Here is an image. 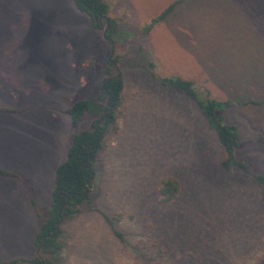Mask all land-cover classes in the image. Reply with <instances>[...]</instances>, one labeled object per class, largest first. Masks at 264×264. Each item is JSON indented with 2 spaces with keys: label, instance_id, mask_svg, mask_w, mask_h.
<instances>
[{
  "label": "rangeland",
  "instance_id": "374dc122",
  "mask_svg": "<svg viewBox=\"0 0 264 264\" xmlns=\"http://www.w3.org/2000/svg\"><path fill=\"white\" fill-rule=\"evenodd\" d=\"M102 1L112 42L102 36L106 23L92 29L71 0H0V64L25 54L20 82L0 70V168L20 176L0 177L1 193L18 194L40 227L55 169L72 136L92 122L87 116L72 129L62 110L98 98L99 82L118 74L117 132L106 134L96 155L89 201L60 225L68 249L54 264H264V186L234 166L224 170L225 153L195 102L159 82L178 76L202 97L230 102L226 123L230 113L240 126L264 123V0H182L147 32L179 0ZM239 133L235 157L264 177V143L246 140V127ZM164 179L179 183L166 205L158 192ZM0 212V261L35 256L24 212L12 218L8 205ZM100 213L120 217L124 243L104 236Z\"/></svg>",
  "mask_w": 264,
  "mask_h": 264
},
{
  "label": "trees",
  "instance_id": "16d2710c",
  "mask_svg": "<svg viewBox=\"0 0 264 264\" xmlns=\"http://www.w3.org/2000/svg\"><path fill=\"white\" fill-rule=\"evenodd\" d=\"M181 1L169 5L144 28V31H149L155 23L164 20L171 13L174 6ZM71 2L79 13L89 19L92 29L99 28L102 21L108 24L104 39L112 42L115 28L113 21L108 18L109 8L106 3L102 0H71ZM104 17L106 19L100 21ZM26 31L27 24L24 28L17 27L15 29L16 35L10 42L11 44L8 45L9 49L14 50L15 46L20 44L21 36L25 37ZM8 59V65L0 64V70L7 74L9 79L20 82L21 77L16 69L22 60H25V54H9ZM107 62L110 67H115L117 60H108ZM148 66L152 67L151 63ZM117 75H107L103 79L104 83H102L103 80L99 82L100 94L98 98L77 100L69 108L62 110V113L70 118L72 129H77L87 116L92 119V122L89 130L80 131L72 136L65 160L55 169L54 189L50 197V207L47 211V217L41 223L34 240L36 252L41 247L39 254L42 260L35 257L31 260V264H54L56 262L57 257L65 247L60 225L65 219L73 218L79 214L82 205L90 199L95 183L94 164L96 155L102 150V142L106 134L117 132L116 121L124 89L123 80L120 76L116 77ZM159 82L195 102L209 130L215 132L217 140L225 153V159L221 162V167L224 170H229L231 166H234L251 176L260 186H264V177L256 173L248 163L235 157L240 145L239 135L236 127L228 125L222 114L224 108L231 105L230 102L216 100L211 97L209 92H206L205 97H202L191 81L178 76L161 78ZM101 87H103L102 90ZM2 111L10 112L8 109H2ZM0 177L20 181L19 175L2 168H0ZM158 192L160 204H169L179 192V183L173 179H164L160 182ZM101 215L113 236L124 243V235L116 228L120 222V217H109L103 213ZM17 263L18 261L14 260L0 264Z\"/></svg>",
  "mask_w": 264,
  "mask_h": 264
},
{
  "label": "crops",
  "instance_id": "0c3cea01",
  "mask_svg": "<svg viewBox=\"0 0 264 264\" xmlns=\"http://www.w3.org/2000/svg\"><path fill=\"white\" fill-rule=\"evenodd\" d=\"M230 43H233V40L228 42V43H226V44L229 46ZM187 81H189V80H187ZM217 83L227 84L228 82L226 81V79H223L222 81L217 82ZM226 93L229 96H231V97L233 96V93H230V92H226ZM232 105H230V106H232ZM245 107H248V106H245ZM241 112H243V113L246 112L245 113V115H246L248 111L246 109H243V110H241ZM231 118H233V115L230 113L229 116H228V123L229 124L228 123L227 124L230 125V126L237 127L238 135L241 134V133H239V131L241 132V130L244 129V127H246L247 130H248V134L244 135V138L246 140H251V141H254L255 143L256 142L257 143H264V123L263 122L260 123V126H240L241 124H240V120L239 119H237L239 121H235L234 122V121H231ZM245 121H246V117H245ZM1 178H3V177H1ZM6 179H8V178H6ZM11 180H13V179H11ZM0 185H1V183H0ZM1 192H2V190H1V186H0V209H1L2 206L8 205L12 210H14V212L16 211V213L13 215L12 218H14L17 214L23 215V212H24V216H26V219L28 220V221H26V220L25 221L32 225L30 230L34 232V235H36L37 232H38V229H39V225L37 224L38 220L36 218V215H34L31 207L29 206L30 209H31V212H30V210L25 208V206L23 205L24 203L22 201H20L22 199L20 198V196L18 194H16V193L12 194V192H9L8 194L7 193H3L2 194ZM81 211L82 210H80V213H81ZM93 211H96V210H93ZM79 214H77V215H79ZM101 214L102 213H100V215ZM0 215H1V212H0ZM75 217H73V218H75ZM101 217H102V215H101ZM5 218H8V215H5ZM102 219H103L104 224L106 226L105 227L106 229L102 226V229L104 230V236L106 238H108L111 241V243H112V239H115V241H116V238L111 233V231H110V229H109L108 225L106 224V222H105L103 217H102ZM16 220H18V219H16ZM16 220H14V221H16ZM34 238H35V236H34ZM34 248H35V246H34ZM66 249H68V244L65 241V248L63 250V254H65ZM34 251H35V256H36V249H34ZM35 256L33 254V250H31L30 253L27 256H25L27 259H24L25 261L18 262L17 264H31L30 262H31V260H33L35 258ZM2 262L3 261H0V263H2Z\"/></svg>",
  "mask_w": 264,
  "mask_h": 264
},
{
  "label": "water",
  "instance_id": "95a60500",
  "mask_svg": "<svg viewBox=\"0 0 264 264\" xmlns=\"http://www.w3.org/2000/svg\"><path fill=\"white\" fill-rule=\"evenodd\" d=\"M105 20L106 18L104 17V18H101L100 19V21H102V20ZM107 29H108V24H106V26H105V29L103 30V32H102V36L104 37L105 36V34H106V32H107ZM111 53H112V50H111ZM116 77H119V75H117ZM102 83H104V80L102 81ZM102 88L103 87H101V90H102ZM40 251H41V247L38 249V251H37V256H36V258L37 259H39V260H42V257L40 256Z\"/></svg>",
  "mask_w": 264,
  "mask_h": 264
}]
</instances>
